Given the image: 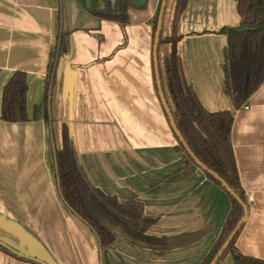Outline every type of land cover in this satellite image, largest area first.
I'll return each mask as SVG.
<instances>
[{"label":"crops","instance_id":"1","mask_svg":"<svg viewBox=\"0 0 264 264\" xmlns=\"http://www.w3.org/2000/svg\"><path fill=\"white\" fill-rule=\"evenodd\" d=\"M175 1L161 29L170 42L157 46L163 96L172 111L163 62L176 54L202 108L231 113L239 184L251 197L234 246L264 261V83L239 110L225 93L221 30L239 24L235 0H187L173 30ZM160 4L148 0L144 10H129L121 27L91 15L102 0H0V110L11 76L19 71L27 78L30 121L0 120V242L20 255L45 264H200L217 240L228 195L185 165L156 85L152 21ZM59 32L68 50L57 61L50 95L54 146L60 150L66 137L91 186L141 203L144 215L156 219L147 234L163 239L162 249L118 238L100 252L93 233L59 199L41 113ZM0 264L31 263L0 252ZM221 264H233L231 255Z\"/></svg>","mask_w":264,"mask_h":264},{"label":"trees","instance_id":"2","mask_svg":"<svg viewBox=\"0 0 264 264\" xmlns=\"http://www.w3.org/2000/svg\"><path fill=\"white\" fill-rule=\"evenodd\" d=\"M147 1L114 0L111 2V0H102L103 8L93 11L91 15L100 21L113 22L124 27L128 22V11L144 10ZM235 2L240 19L239 24L235 28L221 30V33L226 36L222 69L225 93L231 99L234 109L239 110L264 83V0H235ZM186 5L187 0L175 1L172 19L173 30H175ZM158 15L159 9L152 21L153 38ZM59 21H61L60 12ZM168 42L170 39H162L160 33L158 45ZM67 50V36L59 32L48 65L41 108L43 120L47 123L48 132L51 135L54 181L59 199L64 207L93 233L100 252L108 248L118 238L144 248L162 249L166 246V242L147 234L156 219L144 215L141 203L137 202L134 197L120 202L115 196H108L91 186L78 163L73 144L66 137L63 138V146L60 150L54 146L48 94L52 91L57 61L59 57L66 55ZM163 67L173 106V110H170L171 116L177 132L183 139V142H180L175 135L178 143L176 150L183 154L185 165L192 164L198 167L194 159L198 161L205 168L203 170L198 167L199 170L224 190L230 201V209L220 234L200 263L210 264L244 217V210L238 200L245 205L248 211L246 198L239 184L230 142L233 117L228 111L210 113L202 108L195 93L185 80L179 56L168 55L164 59ZM26 96V74L17 71L3 88L0 120L5 123L29 122ZM37 113V108H35L32 120H36ZM183 143L192 156L187 152ZM215 177L221 179L234 196L229 194ZM243 225L244 223L223 249L215 264H221L227 255H231L233 264H264V261L243 256L235 249L234 245ZM1 243L0 252L8 256L25 263L45 264L38 259L18 255V252L15 253L16 251L8 249V246H4L3 243L1 245Z\"/></svg>","mask_w":264,"mask_h":264},{"label":"water","instance_id":"3","mask_svg":"<svg viewBox=\"0 0 264 264\" xmlns=\"http://www.w3.org/2000/svg\"><path fill=\"white\" fill-rule=\"evenodd\" d=\"M166 2L167 0H162L161 4H160V8H159V15H158V20H157V26H156V31L154 34V38H153V60H154V65H155V79H156V85H157V89L159 92V97L161 99L163 108L165 110V113L169 119V122L171 124L172 130L175 133L176 137L178 138V140L180 142H183V139L181 138V136L179 135V133L177 132V129L175 127L174 124V120L171 116V111L167 105V102L163 96V92H162V88L160 85V77H159V72H158V66H157V46H158V39L161 33V28H162V24H163V17H164V12H165V7H166ZM50 95H51V91L48 94V102L50 103ZM49 112H50V108H49ZM184 147L186 148L187 152L192 156V154L190 153L189 149L186 147V145L183 143ZM196 165L200 168H202L203 170H205V168L194 159ZM224 187V189L231 194L232 196H234V194L231 192V190L229 189V187L223 183V181L221 179H219L218 177H215ZM238 200V199H237ZM238 202L242 205V208L244 210V217L241 220V222L235 227V229L233 230V232L230 234V236L228 237V239L226 240V242L224 243V245L221 247V249L219 250V252L216 254V256L214 257V259L212 260V262L210 264H215L216 261L218 260L220 254L222 253L223 249H225V247L228 245V243L230 242V240L232 239V237L234 236V234L238 231L239 227L245 222L246 218H247V208L245 207V205H243L241 203V201L238 200ZM2 245V243H1ZM4 245V244H3ZM6 246V245H4ZM7 247V246H6ZM8 249H10L9 247H7ZM17 253V252H15ZM19 255V253H17Z\"/></svg>","mask_w":264,"mask_h":264},{"label":"rangeland","instance_id":"4","mask_svg":"<svg viewBox=\"0 0 264 264\" xmlns=\"http://www.w3.org/2000/svg\"><path fill=\"white\" fill-rule=\"evenodd\" d=\"M170 1L171 0H168L167 2H166V7H165V11H166V13L168 12V9H169V7H170ZM165 13V12H164ZM165 15V14H164Z\"/></svg>","mask_w":264,"mask_h":264},{"label":"built area","instance_id":"5","mask_svg":"<svg viewBox=\"0 0 264 264\" xmlns=\"http://www.w3.org/2000/svg\"><path fill=\"white\" fill-rule=\"evenodd\" d=\"M246 202H247V203H250V202H251V197H247V198H246Z\"/></svg>","mask_w":264,"mask_h":264}]
</instances>
